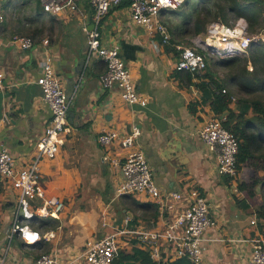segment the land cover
I'll list each match as a JSON object with an SVG mask.
<instances>
[{
    "label": "crops",
    "instance_id": "0c3cea01",
    "mask_svg": "<svg viewBox=\"0 0 264 264\" xmlns=\"http://www.w3.org/2000/svg\"><path fill=\"white\" fill-rule=\"evenodd\" d=\"M79 6L82 14L66 11L54 15L45 13L38 0H0V70L6 76L5 89L0 90V139L19 165L34 161L37 143L52 116L36 83L42 60L52 59L67 92L83 68L87 51L84 28H93V8L90 0H79ZM169 14L162 11L161 21ZM28 30L37 31L35 45L22 50L13 39L24 37ZM101 35L103 46L119 49L137 90L148 99L147 106L126 103L117 88L103 90L100 77L106 64L102 60L91 63L69 113L63 145L54 159L40 163L46 196L61 199L65 210L32 228L41 235L53 232L54 238L33 246L17 239L7 264H36L43 254L64 261L79 259L78 264H85L83 252L106 236L151 228L153 223L164 227L168 214L161 216L155 200L144 194L117 195L123 176L112 161H124L131 150L119 143L106 146L99 142L105 132L124 136L134 128L141 132L134 150L144 152L162 192L187 195L197 190L206 198L216 225L205 232L204 264H250L252 245L247 241L264 238V222L257 215L262 197L259 193L250 199L238 189V181L249 182L252 171L243 168L235 181L221 177L216 155L200 136L208 121L217 117L212 111V76L219 80V73L210 66L204 77L187 85L175 71L181 44L176 52H169L160 37L132 22L129 6L111 7L102 22ZM230 107L236 109L237 105ZM17 197L13 187L0 179V256ZM134 202L157 205V217H150ZM179 207L182 204L176 203ZM116 241L118 253L132 250L134 239L130 235H120Z\"/></svg>",
    "mask_w": 264,
    "mask_h": 264
},
{
    "label": "built area",
    "instance_id": "2783aa9c",
    "mask_svg": "<svg viewBox=\"0 0 264 264\" xmlns=\"http://www.w3.org/2000/svg\"><path fill=\"white\" fill-rule=\"evenodd\" d=\"M46 13L58 15L66 11L82 14L79 0H39ZM122 0H90L93 8V28L87 33V51L84 65L76 77L73 88L67 92L55 73L52 59L42 60V73L37 79L44 101L51 111V119L43 136L39 139L36 157L30 165H19L0 139V179L9 183L17 192V204L11 225L7 233V242L0 256V264H7L13 245L17 239L28 246L42 240L50 241L54 233L41 235L32 228L40 220L59 217L65 210V203L59 198H48L41 186L40 163L43 159H54L64 143L63 134L68 126V116L85 83L86 73L94 60H102L106 71L100 77L103 90L117 88L122 99L130 105L146 107L148 99L141 94L132 79L130 69L116 47L102 44L101 25L112 6ZM264 3V0H262ZM185 0H131L130 13L132 22L143 27L149 34L160 37L163 45L170 44L171 34L167 25L161 21L162 11L178 10ZM190 47H176V72L190 73L194 77L204 73L208 60L216 55L224 57L247 56L253 45H264V27L255 34H250L249 24L244 18H238L231 24L221 20L212 22L203 35L187 38ZM13 43L22 50H31L35 43L31 37L16 36ZM48 45V41H44ZM250 71L252 70L249 64ZM6 76L0 70V90L5 89ZM224 94L227 90L222 91ZM233 104L237 99L233 98ZM139 129L131 134L121 136L114 131L103 133L99 142L103 145L119 143L130 149L124 161L114 160L112 164L119 167L123 181L117 188V195H146L160 205L161 216L166 223L162 229L156 223L151 228L139 227L133 231L117 232L90 245L81 258L85 264H114L118 254L117 237L130 235L134 241L149 253L157 264H171L186 258L193 264H204L206 251L205 232L216 225L209 204L197 190L185 195L179 191L162 192L155 184L153 174L143 151L134 150ZM200 136L210 152L216 155L217 170L221 177L235 181L239 178L237 155L239 140L222 124V118L215 117L208 121ZM176 203L183 207L176 208ZM256 225V221L251 222ZM245 242V241H244ZM252 245L250 264H264V238L248 240ZM79 259L62 260L59 257L43 254L36 264H78Z\"/></svg>",
    "mask_w": 264,
    "mask_h": 264
},
{
    "label": "trees",
    "instance_id": "16d2710c",
    "mask_svg": "<svg viewBox=\"0 0 264 264\" xmlns=\"http://www.w3.org/2000/svg\"><path fill=\"white\" fill-rule=\"evenodd\" d=\"M130 5L131 0H123L116 8ZM167 12L170 14L163 22L171 34L170 45H166L169 52H176V47L187 38L205 33L214 21L221 20L229 25L231 16L234 19L244 18L249 24L250 34L258 33L264 27V3L260 0H185L182 8ZM24 35L35 41L37 31L28 30ZM214 64L217 67H229L231 75L226 83L212 76V84L215 87L212 111L222 118L224 128L239 140L238 170L240 172L243 168H248L252 175L249 182L238 181V189L250 199H255L260 193L262 204L257 210V215L264 222V45H253L249 50V58L233 56L217 60ZM249 64L252 66L251 71ZM178 74L185 79L187 85H191L192 80L199 77L186 72ZM228 87L230 89H227ZM224 89L227 90L225 94L222 92ZM233 98L237 99L236 109L230 107ZM193 106L191 105L190 109L195 112ZM134 204L143 212L147 211L150 217H157V205L136 202ZM123 263L157 264L137 241L132 243L130 252L117 254L114 264ZM171 264L193 263L183 258Z\"/></svg>",
    "mask_w": 264,
    "mask_h": 264
},
{
    "label": "rangeland",
    "instance_id": "374dc122",
    "mask_svg": "<svg viewBox=\"0 0 264 264\" xmlns=\"http://www.w3.org/2000/svg\"><path fill=\"white\" fill-rule=\"evenodd\" d=\"M235 20L236 19H234V17L231 16L229 24L233 23ZM203 34H201V35H203ZM195 36H197V35L192 36L191 39L194 38ZM24 37H29V36H24ZM180 46L181 47H190L191 46V41L186 39L185 41H182L181 42V45ZM241 57L242 58H247V57L249 58V55H247V56H241ZM226 58H231V57L230 56L224 57V56H221V55L214 56L213 59H209L208 60L209 61L208 62V67L206 69V71H207L210 68V66H211L212 67V70L215 71L216 74L219 73L218 74L219 75L218 76L219 77V80H220V82H223V83H226L228 81V79L230 78L229 77L231 75L230 68L229 67H217V66H215L214 62H216L217 60L226 59ZM206 71L204 73L200 74L199 76L200 77H204L206 75ZM227 89H230V88L228 87ZM236 103H237V101H236Z\"/></svg>",
    "mask_w": 264,
    "mask_h": 264
},
{
    "label": "water",
    "instance_id": "95a60500",
    "mask_svg": "<svg viewBox=\"0 0 264 264\" xmlns=\"http://www.w3.org/2000/svg\"><path fill=\"white\" fill-rule=\"evenodd\" d=\"M258 191L260 192V188H258Z\"/></svg>",
    "mask_w": 264,
    "mask_h": 264
}]
</instances>
